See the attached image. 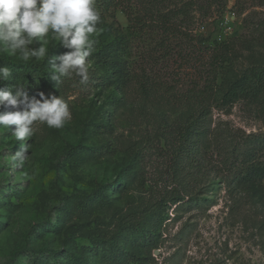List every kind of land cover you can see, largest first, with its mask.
Returning <instances> with one entry per match:
<instances>
[{
	"label": "rangeland",
	"instance_id": "374dc122",
	"mask_svg": "<svg viewBox=\"0 0 264 264\" xmlns=\"http://www.w3.org/2000/svg\"><path fill=\"white\" fill-rule=\"evenodd\" d=\"M191 1L187 37L197 47L231 40L226 77L253 69L257 83L264 0ZM100 16L86 84L73 69L57 71L75 49L52 29L15 48L0 34V91L57 95L72 115L59 129L34 123L22 166L16 125L0 127V264H126L132 254L144 264H264V175H246L264 165V100L224 103L222 88L203 99L205 63L157 30L130 39L122 70ZM41 48L43 58L23 59ZM15 110L29 109L0 105ZM148 229L152 244L143 243Z\"/></svg>",
	"mask_w": 264,
	"mask_h": 264
},
{
	"label": "clouds",
	"instance_id": "9594fccd",
	"mask_svg": "<svg viewBox=\"0 0 264 264\" xmlns=\"http://www.w3.org/2000/svg\"><path fill=\"white\" fill-rule=\"evenodd\" d=\"M95 5L96 0H0V34L15 41V48L31 42L34 37L47 35L49 29H52L64 39L68 47L75 49L60 57L62 64L57 71L65 75L69 69H73L81 77V84H86L90 67L87 58L94 51L92 37L98 35L97 25L101 20ZM22 33L27 39H17ZM45 52L46 48H41L38 53L25 52L23 59L27 60L29 55L43 58ZM2 71L5 76L9 73L7 68ZM20 96H23V101L16 98ZM16 97L10 91H0V105L15 109L23 102L29 110L0 113V127L11 129V125H16L11 131L15 139L21 142V149L13 159L17 166H22L30 147L27 141L37 131L34 123H46L50 128L59 129L71 120L72 115L68 103L57 95L46 97L40 92L39 99L33 97L29 100L26 92L17 90Z\"/></svg>",
	"mask_w": 264,
	"mask_h": 264
},
{
	"label": "trees",
	"instance_id": "16d2710c",
	"mask_svg": "<svg viewBox=\"0 0 264 264\" xmlns=\"http://www.w3.org/2000/svg\"><path fill=\"white\" fill-rule=\"evenodd\" d=\"M211 3L219 5L221 0H210ZM193 2L185 0H96V8L103 16L109 18L110 26L115 34L114 47L121 55L118 64L123 70V54L128 51V42L132 38H139L144 29L151 32L157 30L161 39H168L183 42L190 46V57L193 60H201L204 64L205 83L203 99H210L212 94L220 90L223 92L221 100L224 103L233 102L241 96L261 97L260 90H264V68L260 71L257 83L252 80V71L240 77L231 79L226 74L231 64L232 55L235 53V45L231 40L213 39L209 44L200 42L199 47L189 39L188 34L183 30L190 22V8ZM223 5V4H222ZM121 10L127 18L128 24L122 27L115 19L114 12ZM202 53V58L198 56ZM207 55L205 61L203 57ZM257 89L256 91H254ZM248 177H260L264 175V165L248 166ZM247 179V178H246ZM156 233L148 229L143 235L144 244H152L155 241ZM126 264H144L142 258L137 254H132Z\"/></svg>",
	"mask_w": 264,
	"mask_h": 264
}]
</instances>
